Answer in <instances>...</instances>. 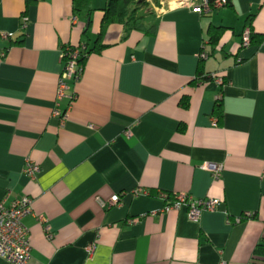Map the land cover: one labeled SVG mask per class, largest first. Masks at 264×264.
Masks as SVG:
<instances>
[{"label": "crops", "instance_id": "0c3cea01", "mask_svg": "<svg viewBox=\"0 0 264 264\" xmlns=\"http://www.w3.org/2000/svg\"><path fill=\"white\" fill-rule=\"evenodd\" d=\"M27 1L0 0V201L33 198L29 264H255L264 239V40L242 44L247 28L264 38V0H230L209 15L153 3L154 34L125 37L111 24L97 44L104 0H91V12H75L73 0ZM84 41L102 48L72 85L76 101L62 123L53 114L61 50ZM199 68L223 83H195ZM28 159L40 166L33 179ZM205 163L222 164V177ZM160 192L220 203L191 219L186 207L162 212L174 199ZM116 194L119 205L103 207Z\"/></svg>", "mask_w": 264, "mask_h": 264}, {"label": "built area", "instance_id": "2783aa9c", "mask_svg": "<svg viewBox=\"0 0 264 264\" xmlns=\"http://www.w3.org/2000/svg\"><path fill=\"white\" fill-rule=\"evenodd\" d=\"M180 4H185L193 8L195 11L209 15L217 9L228 6V0H214L211 3L209 0H180ZM25 22V20H24ZM252 31L247 28L243 32L242 46H249L251 42ZM13 35H7L11 38ZM208 42V41H207ZM87 49L85 43L78 45H66L61 50V73L57 85L56 108L53 112L54 116L60 118L62 123H65L69 118L70 110L76 101V94L72 90V85L78 83L85 73V64L81 63L80 57ZM209 53L206 50V44L203 45L199 54L200 60H207ZM213 79L221 84V78L211 75ZM62 101H67L64 109H60ZM128 136H131V131H127ZM202 169L211 173L214 180H219L222 177L224 166L222 164L205 163ZM40 171V166L28 159L26 161L24 173L30 178H35ZM144 189H137L136 194L145 193ZM8 195L4 200L0 201V258L7 260L11 264H29L32 257V245L29 235V230L26 227L24 220L33 215V198L24 196L18 199L10 200ZM160 198L167 201V193L160 192ZM120 195H114L109 204L101 202L103 207H112L119 205ZM220 201L212 198L193 199L184 193L175 194L174 201L166 202L162 212L178 210L181 207H186L188 215L191 219H197L203 211H215ZM246 217L252 218L253 214L247 213ZM242 218L235 220L239 223ZM44 222V219H42ZM45 231L49 239L53 238V232L50 226H45ZM95 246L88 247V252L92 253Z\"/></svg>", "mask_w": 264, "mask_h": 264}, {"label": "trees", "instance_id": "16d2710c", "mask_svg": "<svg viewBox=\"0 0 264 264\" xmlns=\"http://www.w3.org/2000/svg\"><path fill=\"white\" fill-rule=\"evenodd\" d=\"M211 3L214 0H209ZM229 4L230 5V0ZM31 2V0L27 1V5ZM74 4V11L80 12L84 9H87L89 12L93 11L94 9L91 7V0H73ZM158 4V0H157ZM159 6V5H158ZM103 11V19L101 23V32L97 38V42L101 40L105 32L107 31L108 27L111 24H121L124 26L125 29V37L129 35L132 31H140L146 35L154 34L156 27H157V19H156V10L153 5L148 0H104V6L101 9ZM26 14V12L24 13ZM254 16H250L249 20H252ZM91 20H89L88 26H90ZM88 33V29L85 34ZM253 35V34H252ZM251 35V42H261L263 37H258L256 35ZM220 37V30L213 29L210 31V41L209 43L212 46H215ZM259 39V40H257ZM83 43L86 44L87 49L82 53L80 57V62L85 64L87 57L92 52L96 51L97 49L100 50L101 47H93L90 48L88 42L84 41ZM203 61V60H202ZM201 61V63H202ZM213 79L211 75L203 76L202 70L199 68L197 77L193 80L195 83L197 82H204ZM188 101L187 99L184 100L183 106L187 107ZM215 114L217 116L222 115V102L219 101L216 104ZM168 195L167 200L175 199V195ZM254 263L255 264H264V239L257 245L255 252H254Z\"/></svg>", "mask_w": 264, "mask_h": 264}, {"label": "rangeland", "instance_id": "374dc122", "mask_svg": "<svg viewBox=\"0 0 264 264\" xmlns=\"http://www.w3.org/2000/svg\"><path fill=\"white\" fill-rule=\"evenodd\" d=\"M152 5L153 3L157 4V0H148ZM180 0H158V3L163 2L164 7H171V6H176L179 5Z\"/></svg>", "mask_w": 264, "mask_h": 264}]
</instances>
